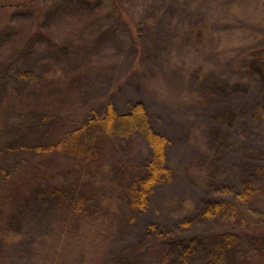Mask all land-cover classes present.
Returning <instances> with one entry per match:
<instances>
[{
	"label": "rangeland",
	"instance_id": "1",
	"mask_svg": "<svg viewBox=\"0 0 264 264\" xmlns=\"http://www.w3.org/2000/svg\"><path fill=\"white\" fill-rule=\"evenodd\" d=\"M202 1L213 28L197 44L184 39L198 14L194 0H0V176L16 165L14 157L27 162L29 151L10 150L50 141L54 131L39 128L43 114L59 115L52 122L58 137L84 123L91 109L103 113L111 101L124 113L141 102L152 126L170 139L174 174L155 186L149 207L121 230V247L148 246L141 240L153 224L188 238L227 226L204 211L208 201L234 200L246 163L257 162L249 149L264 152L258 101L264 76L255 67L264 56L258 48L264 35L252 29L263 32L264 0ZM105 145L109 164L98 169L104 174L97 182L116 195L115 173L123 172L116 164L141 169L151 151L138 134ZM24 201L18 206L27 212ZM254 207L264 216V192ZM263 242L244 237L239 254ZM77 243L69 242L68 264H92V254L83 260L74 250ZM167 245L153 242L154 250L135 255L145 264H185L178 249L168 245L171 256L166 253Z\"/></svg>",
	"mask_w": 264,
	"mask_h": 264
},
{
	"label": "trees",
	"instance_id": "2",
	"mask_svg": "<svg viewBox=\"0 0 264 264\" xmlns=\"http://www.w3.org/2000/svg\"><path fill=\"white\" fill-rule=\"evenodd\" d=\"M194 2L198 14L194 22L189 23L184 39L202 44L213 24L207 16L203 17V1ZM260 27L262 33L255 26L252 29L264 35V25ZM258 48L264 52V40ZM259 61V66L255 65L256 71L264 76V56ZM258 101L264 112V94L258 96ZM58 117L56 114H43L44 122L39 128L46 134L54 131L48 143L35 146L20 144L17 149L10 150L29 151V154L27 162H19V157H14L12 161L16 165L8 166L7 171L3 170L7 172H4L5 177L0 176V193L5 194L0 203V264H47L44 258L55 261V264H68V245L75 238L78 246L74 250L81 254L83 260H88L87 253L92 254V264H145L135 253L143 251L147 254L148 246L154 250L150 246L153 242L178 249L176 252L184 258L185 264H251L250 259L264 261V242L258 248L249 247L242 256L239 254L242 238L264 240V216L254 207V201L264 192L263 151L249 149L253 161L257 162L246 163L234 200L208 201L205 206L207 216H221L227 226L213 231L212 235L188 238L167 224L163 225V231L153 224L148 226L150 231L141 240L148 246L129 243L122 248L121 230L135 222L136 214L149 207L155 186L173 177L174 170L168 158L170 139L152 126L149 113L141 102L133 103L128 112L119 113L110 101L103 113L91 109L84 123L54 137L57 129L54 130L52 122ZM136 134L146 140L151 158L139 170L134 168V164H126L127 167L116 164L123 172L115 173L114 182H120L117 186L119 194L115 195L114 189L109 192L97 182L104 174L98 169L109 164L104 159L108 157L106 145H113L106 144L103 149L100 144L123 141ZM36 157L38 162L34 161ZM48 159L51 162L47 163ZM19 198L25 199L27 212L18 206ZM168 245L166 253L171 256Z\"/></svg>",
	"mask_w": 264,
	"mask_h": 264
}]
</instances>
